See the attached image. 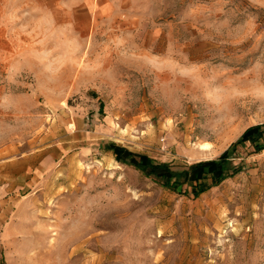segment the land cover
<instances>
[{
  "label": "rangeland",
  "instance_id": "374dc122",
  "mask_svg": "<svg viewBox=\"0 0 264 264\" xmlns=\"http://www.w3.org/2000/svg\"><path fill=\"white\" fill-rule=\"evenodd\" d=\"M0 1V264H264V0Z\"/></svg>",
  "mask_w": 264,
  "mask_h": 264
},
{
  "label": "trees",
  "instance_id": "16d2710c",
  "mask_svg": "<svg viewBox=\"0 0 264 264\" xmlns=\"http://www.w3.org/2000/svg\"><path fill=\"white\" fill-rule=\"evenodd\" d=\"M264 133V125H255L246 129L243 134L240 136L239 140L232 145V148L235 147L238 143L243 142H254L256 138L260 137ZM227 149L224 151L217 159L206 160L198 162L189 166V168L182 173L184 180L194 182V194L197 195L199 192L207 189L205 184L206 176L210 175L212 182L217 183L221 180L229 169V163L231 159L232 150ZM117 152H121L122 149L116 147ZM118 156V154H117ZM131 163L143 169L147 174L156 172V175L161 178V180L166 181L163 183L165 186H170L171 188H176L180 179L178 173L171 170V168L164 163L154 165L151 163L150 159L145 155H140L137 160L135 157L131 158ZM173 179L172 181H170Z\"/></svg>",
  "mask_w": 264,
  "mask_h": 264
},
{
  "label": "crops",
  "instance_id": "0c3cea01",
  "mask_svg": "<svg viewBox=\"0 0 264 264\" xmlns=\"http://www.w3.org/2000/svg\"><path fill=\"white\" fill-rule=\"evenodd\" d=\"M25 1V0H24ZM28 2H48L50 0H27ZM1 2V1H0Z\"/></svg>",
  "mask_w": 264,
  "mask_h": 264
}]
</instances>
